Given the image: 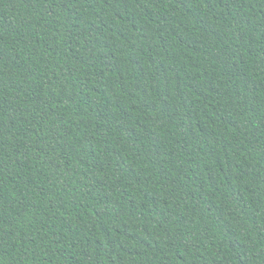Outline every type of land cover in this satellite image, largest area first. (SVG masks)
Segmentation results:
<instances>
[{
    "label": "trees",
    "instance_id": "trees-1",
    "mask_svg": "<svg viewBox=\"0 0 264 264\" xmlns=\"http://www.w3.org/2000/svg\"><path fill=\"white\" fill-rule=\"evenodd\" d=\"M0 264H264V0H0Z\"/></svg>",
    "mask_w": 264,
    "mask_h": 264
}]
</instances>
